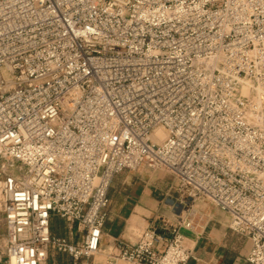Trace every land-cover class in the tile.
Segmentation results:
<instances>
[{"label": "built area", "instance_id": "2783aa9c", "mask_svg": "<svg viewBox=\"0 0 264 264\" xmlns=\"http://www.w3.org/2000/svg\"><path fill=\"white\" fill-rule=\"evenodd\" d=\"M143 165L174 174L183 207L224 211L264 264V0H0V264H85L114 177ZM169 227L117 257L186 264Z\"/></svg>", "mask_w": 264, "mask_h": 264}, {"label": "crops", "instance_id": "0c3cea01", "mask_svg": "<svg viewBox=\"0 0 264 264\" xmlns=\"http://www.w3.org/2000/svg\"><path fill=\"white\" fill-rule=\"evenodd\" d=\"M133 176L130 170H125L114 177L109 188L110 203L100 251L84 259L85 264H133L117 257L123 245L136 243L149 227H157L169 237V225L176 224H180L185 244L192 251L186 264H249L246 258L252 243L229 228V217L224 211L211 202L195 200L179 213L173 212L163 200L155 197L149 183L128 182ZM178 200H183L179 193ZM55 218L59 222V228L53 227L56 234L73 241L79 239L75 228L72 230L63 219ZM164 221L168 224L166 230L161 229ZM186 222H190V226H186ZM43 264L72 263L68 255L51 251Z\"/></svg>", "mask_w": 264, "mask_h": 264}, {"label": "rangeland", "instance_id": "374dc122", "mask_svg": "<svg viewBox=\"0 0 264 264\" xmlns=\"http://www.w3.org/2000/svg\"><path fill=\"white\" fill-rule=\"evenodd\" d=\"M130 171L134 174V176L133 179L128 182L149 183L155 197L159 200H163L173 212L179 213L183 210L184 207L178 200V179L174 176V174L165 169H155L144 165ZM160 218L163 219L164 217L161 216ZM54 225L55 228H59V222H56V218H53V227Z\"/></svg>", "mask_w": 264, "mask_h": 264}, {"label": "bare ground", "instance_id": "6f19581e", "mask_svg": "<svg viewBox=\"0 0 264 264\" xmlns=\"http://www.w3.org/2000/svg\"><path fill=\"white\" fill-rule=\"evenodd\" d=\"M155 136L156 141L161 142L166 137V133L162 128H157L155 130Z\"/></svg>", "mask_w": 264, "mask_h": 264}, {"label": "trees", "instance_id": "16d2710c", "mask_svg": "<svg viewBox=\"0 0 264 264\" xmlns=\"http://www.w3.org/2000/svg\"><path fill=\"white\" fill-rule=\"evenodd\" d=\"M53 232H54V229H53Z\"/></svg>", "mask_w": 264, "mask_h": 264}]
</instances>
